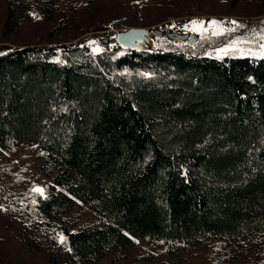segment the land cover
<instances>
[{
	"label": "trees",
	"instance_id": "16d2710c",
	"mask_svg": "<svg viewBox=\"0 0 264 264\" xmlns=\"http://www.w3.org/2000/svg\"><path fill=\"white\" fill-rule=\"evenodd\" d=\"M77 49L61 63L39 46L0 55V169L4 149L34 144L48 173L39 212L93 208L99 222L62 226L71 253L201 239L214 253L264 237V60L165 42Z\"/></svg>",
	"mask_w": 264,
	"mask_h": 264
},
{
	"label": "rangeland",
	"instance_id": "374dc122",
	"mask_svg": "<svg viewBox=\"0 0 264 264\" xmlns=\"http://www.w3.org/2000/svg\"><path fill=\"white\" fill-rule=\"evenodd\" d=\"M213 19L224 21L228 28L234 27L232 20L246 27L219 37L212 36L211 30L202 36L184 27L193 20L207 26ZM130 27L162 32L153 35L150 49L165 42L185 53L217 57V48L237 38L252 41L241 47L258 49L261 41L256 33L264 34V0H0V53L39 46L53 51L52 60L62 59L70 47L77 51L84 47L93 54L96 45L90 47L88 42L95 40L103 50L122 55L125 51L117 44L116 34ZM170 32L194 35L196 40L179 42L167 36ZM3 152L11 168L0 169V264H264L263 236L238 249L221 247L214 253L209 250L214 239L169 245L136 240L120 251L82 261L65 241L60 243L62 226L79 229L99 222L93 208L77 201L73 208L58 209L54 216L45 217L37 206L39 195L32 191L48 183L39 148L25 143Z\"/></svg>",
	"mask_w": 264,
	"mask_h": 264
},
{
	"label": "snow or ice",
	"instance_id": "6c2138e0",
	"mask_svg": "<svg viewBox=\"0 0 264 264\" xmlns=\"http://www.w3.org/2000/svg\"><path fill=\"white\" fill-rule=\"evenodd\" d=\"M139 2V0H137ZM35 18H39L36 16L35 13H31ZM230 23L234 26L231 28L224 27L225 22L224 21H217L215 19L208 21L207 26H205L206 22L204 21H197L193 20L190 22V25H185V29L192 31V32H199L202 36L205 32H208L211 30V35L212 36H224L226 34L233 33L237 31L238 28H243L246 27L245 25L240 24L236 20L230 21ZM175 27V25H173ZM255 31V30H253ZM256 35L259 36V40L261 43H259L258 49H254L252 47H248L247 49L244 47H241L240 45H245V44H252L251 40L245 39V38H237L234 40H231L228 44H226L224 47L217 48V59H222L224 56L229 55L230 53H235L239 52L241 55H250L252 57H256L258 59L264 60V34L261 33H256ZM89 46L96 45L95 47H92V53L94 55H98L102 53L104 50L98 46V42L93 40L88 42ZM6 53H0V55H5ZM53 62L55 63H61V59L59 56L55 57ZM140 75L145 76V77H151V73H140ZM185 176L187 175L186 172L183 173ZM32 191L36 194H38L40 197L47 199V196L45 195V189L40 187V186H34ZM35 203V201H33ZM65 238L63 235L60 236V243H64ZM163 243V241H161Z\"/></svg>",
	"mask_w": 264,
	"mask_h": 264
},
{
	"label": "water",
	"instance_id": "95a60500",
	"mask_svg": "<svg viewBox=\"0 0 264 264\" xmlns=\"http://www.w3.org/2000/svg\"><path fill=\"white\" fill-rule=\"evenodd\" d=\"M161 35L162 32L153 29L150 30L146 27H130L125 31H119L116 34V42L118 45L134 50H149L151 47V40L153 35ZM170 39H174L179 42L193 43L196 40V36L184 33H167Z\"/></svg>",
	"mask_w": 264,
	"mask_h": 264
}]
</instances>
